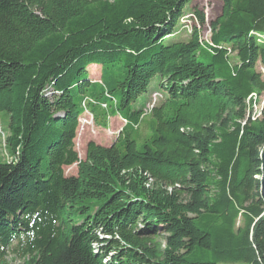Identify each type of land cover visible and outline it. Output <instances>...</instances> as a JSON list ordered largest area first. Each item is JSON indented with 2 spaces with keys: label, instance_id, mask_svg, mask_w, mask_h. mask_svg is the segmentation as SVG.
I'll use <instances>...</instances> for the list:
<instances>
[{
  "label": "trees",
  "instance_id": "trees-1",
  "mask_svg": "<svg viewBox=\"0 0 264 264\" xmlns=\"http://www.w3.org/2000/svg\"><path fill=\"white\" fill-rule=\"evenodd\" d=\"M193 1L0 0V264H264V0L169 40ZM86 110L126 124L81 159Z\"/></svg>",
  "mask_w": 264,
  "mask_h": 264
},
{
  "label": "rangeland",
  "instance_id": "rangeland-1",
  "mask_svg": "<svg viewBox=\"0 0 264 264\" xmlns=\"http://www.w3.org/2000/svg\"><path fill=\"white\" fill-rule=\"evenodd\" d=\"M222 6L223 3L219 0H194L192 4L186 8L184 15L178 21L176 25L174 37L169 40H178V41L189 40L193 25L197 24L201 32L202 39L209 41L211 38V22L221 14ZM194 9H197L205 14L206 16L205 25H202L196 22L195 20L194 21L192 20ZM101 67H102L101 64H94L88 68L90 78L92 80L100 77ZM159 91L162 94H164L161 88L160 78L155 77L149 87L148 92L140 96L138 100L132 105V107L137 110L144 109L145 111L148 108V104H150L153 101V98H154L153 103H155V101L158 99L160 95L159 94L154 95V93ZM263 105H264V96L262 97L261 104L258 103L255 106L254 110L256 111L261 110ZM10 121H11V115L7 111H0V128H1L0 164L8 161L6 149L7 152L13 154V150L10 146H8L7 148L4 147V138L2 134L3 132L7 138L10 135ZM124 123L125 121L122 119L121 127L118 129L114 121V118H112L110 120V127L105 129L100 126H97L96 123H94V120H92L91 115L84 116V118H82L80 122L77 138L75 140L76 149L79 152L80 158L81 159L86 158V150L89 141L95 140L97 143L105 146L112 145L113 142L117 139L118 133L121 130V128L124 126ZM114 126L116 127L114 128ZM65 173L67 176L77 175L78 165L74 164L71 166H66ZM7 260L10 264H23L25 262L24 258L19 257L12 252L9 253ZM221 264H232V263H221Z\"/></svg>",
  "mask_w": 264,
  "mask_h": 264
},
{
  "label": "water",
  "instance_id": "water-1",
  "mask_svg": "<svg viewBox=\"0 0 264 264\" xmlns=\"http://www.w3.org/2000/svg\"><path fill=\"white\" fill-rule=\"evenodd\" d=\"M263 166H262V176H261V192L264 199V150L262 152Z\"/></svg>",
  "mask_w": 264,
  "mask_h": 264
},
{
  "label": "crops",
  "instance_id": "crops-1",
  "mask_svg": "<svg viewBox=\"0 0 264 264\" xmlns=\"http://www.w3.org/2000/svg\"><path fill=\"white\" fill-rule=\"evenodd\" d=\"M101 79V74H100V77L99 78H96V79H93L94 81L96 80V81H98V80H100ZM112 118H114V121H115V123H116V125H117V128L119 129L120 127H121V121H122V117H120V116H116V117H112ZM111 118V119H112ZM110 119V120H111ZM116 126H114V128H115ZM86 153H87V150H86Z\"/></svg>",
  "mask_w": 264,
  "mask_h": 264
},
{
  "label": "bare ground",
  "instance_id": "bare-ground-1",
  "mask_svg": "<svg viewBox=\"0 0 264 264\" xmlns=\"http://www.w3.org/2000/svg\"><path fill=\"white\" fill-rule=\"evenodd\" d=\"M153 102H154V101H153ZM92 120H93V118H92ZM0 131H1V128H0ZM4 143H5V139H4ZM4 145H5V144H4ZM14 158H15L14 156H12L11 154L7 153V159H8L9 161H12Z\"/></svg>",
  "mask_w": 264,
  "mask_h": 264
},
{
  "label": "built area",
  "instance_id": "built-area-1",
  "mask_svg": "<svg viewBox=\"0 0 264 264\" xmlns=\"http://www.w3.org/2000/svg\"><path fill=\"white\" fill-rule=\"evenodd\" d=\"M156 102H157V100L155 101L154 105H150V106H148V108H147V110H146V113L150 112V111L153 109V107L155 106ZM91 118H93L92 115H91Z\"/></svg>",
  "mask_w": 264,
  "mask_h": 264
}]
</instances>
